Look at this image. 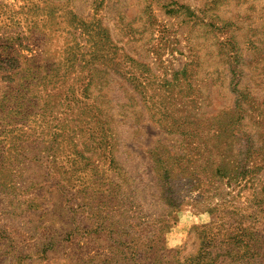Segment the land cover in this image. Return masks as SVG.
I'll list each match as a JSON object with an SVG mask.
<instances>
[{
	"label": "rangeland",
	"instance_id": "obj_1",
	"mask_svg": "<svg viewBox=\"0 0 264 264\" xmlns=\"http://www.w3.org/2000/svg\"><path fill=\"white\" fill-rule=\"evenodd\" d=\"M0 264H264V0H0Z\"/></svg>",
	"mask_w": 264,
	"mask_h": 264
}]
</instances>
